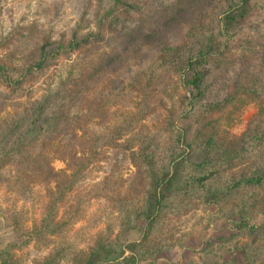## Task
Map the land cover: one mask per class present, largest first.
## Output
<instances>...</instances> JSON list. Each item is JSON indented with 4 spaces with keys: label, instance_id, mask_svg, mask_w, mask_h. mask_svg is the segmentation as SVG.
Masks as SVG:
<instances>
[{
    "label": "trees",
    "instance_id": "obj_1",
    "mask_svg": "<svg viewBox=\"0 0 264 264\" xmlns=\"http://www.w3.org/2000/svg\"><path fill=\"white\" fill-rule=\"evenodd\" d=\"M71 2L77 19L62 30L39 16L0 39V111L12 107L0 116V215L18 238L0 264H138L175 246L173 219L202 204L236 217L204 252L264 264V227L251 220L264 211V0ZM73 54L77 73L33 96ZM250 102L241 134L221 126ZM37 188L39 218L24 206ZM140 218L141 238L125 240Z\"/></svg>",
    "mask_w": 264,
    "mask_h": 264
},
{
    "label": "rangeland",
    "instance_id": "obj_2",
    "mask_svg": "<svg viewBox=\"0 0 264 264\" xmlns=\"http://www.w3.org/2000/svg\"><path fill=\"white\" fill-rule=\"evenodd\" d=\"M39 16L43 20L44 27L50 30H62L65 25L74 23L77 19L76 10L71 0H0V39L10 36L16 27L28 25L35 18H39ZM94 24V22L91 24L92 28ZM80 61L81 56L73 54L70 58L59 62L51 69L48 76L44 77L39 83L30 86L31 94L36 96L45 92L48 87L56 86L60 80L68 75L76 74ZM172 92L176 100L182 92V86L179 82L175 84ZM167 102L168 105L172 104L170 99H167ZM130 109L117 110L114 119L106 124L105 127L118 123V118L122 112H128ZM11 110L12 107L10 105L6 106L4 110L0 111V116ZM257 111L258 105L256 103H247L238 111L234 110L228 114L226 113L221 119V126L231 134L239 135L247 128L249 121ZM95 122L98 121L95 120ZM188 122V120H182L183 126H187ZM194 159L199 158L195 157ZM53 166L56 170L66 169V163L61 160H55ZM129 167L124 176L134 170L133 166ZM97 174L98 171L93 172L90 177L97 178ZM4 192L0 191L1 203H4ZM45 192V189L37 188L34 200L24 204L25 208L30 212L29 215L36 218L40 217ZM21 205L23 203L20 202L19 206ZM100 206H102L101 202L93 201L88 212H93ZM235 220V216L224 215L214 204H202L201 207L182 216L180 219H173L172 223L176 225L174 239H178L175 246L164 249L148 260L138 262V264H205L218 259H233L236 264H244L241 251L233 248H226L216 254L203 251L207 241H218L219 237L229 236L233 231L231 222ZM251 220L264 227V211L252 214ZM82 224H84V221L76 224L75 229ZM144 225L145 220L142 218L138 219L137 227L126 234L125 240H139L142 236ZM16 241H18V238ZM32 253L36 258H41L45 254L43 251L36 252L33 249ZM28 264H31V261ZM121 264H128V261L122 260Z\"/></svg>",
    "mask_w": 264,
    "mask_h": 264
},
{
    "label": "crops",
    "instance_id": "obj_3",
    "mask_svg": "<svg viewBox=\"0 0 264 264\" xmlns=\"http://www.w3.org/2000/svg\"><path fill=\"white\" fill-rule=\"evenodd\" d=\"M16 239L15 233L6 225L4 218L0 215V249Z\"/></svg>",
    "mask_w": 264,
    "mask_h": 264
}]
</instances>
